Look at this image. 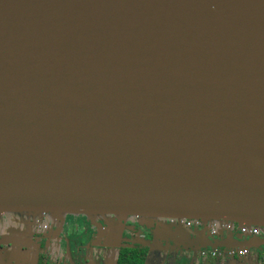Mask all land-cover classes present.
I'll list each match as a JSON object with an SVG mask.
<instances>
[{
    "label": "water",
    "instance_id": "water-1",
    "mask_svg": "<svg viewBox=\"0 0 264 264\" xmlns=\"http://www.w3.org/2000/svg\"><path fill=\"white\" fill-rule=\"evenodd\" d=\"M5 213L264 227V0H0Z\"/></svg>",
    "mask_w": 264,
    "mask_h": 264
},
{
    "label": "rangeland",
    "instance_id": "rangeland-1",
    "mask_svg": "<svg viewBox=\"0 0 264 264\" xmlns=\"http://www.w3.org/2000/svg\"><path fill=\"white\" fill-rule=\"evenodd\" d=\"M48 214H52L49 215L52 220L49 232L38 231V220L42 217L40 215L5 213V217H0V236L9 240L6 245L7 253L0 254V263L43 264L42 259H46L50 264H116L121 251L118 240L132 238L135 236L132 231L137 228L145 233L149 241L153 240L151 243L158 246L146 249L144 264H202L199 248H183L181 253H177L173 244L162 241L160 237L155 242L156 238L151 237L152 233L146 234L147 228L142 225L145 217L135 219L132 216L62 214V218L56 216L65 223L62 226L64 230L61 231L62 239L58 241L53 235L54 215L57 214ZM155 223L163 227V230L173 232L178 229L170 219H157ZM119 226L127 227L121 229ZM66 236L70 237L69 241ZM49 254H53L54 260H50ZM249 260L250 257L247 256L232 264H248Z\"/></svg>",
    "mask_w": 264,
    "mask_h": 264
},
{
    "label": "flooded vegetation",
    "instance_id": "flooded-vegetation-1",
    "mask_svg": "<svg viewBox=\"0 0 264 264\" xmlns=\"http://www.w3.org/2000/svg\"><path fill=\"white\" fill-rule=\"evenodd\" d=\"M135 219H138L135 217ZM51 219L44 217L38 221V231L39 232H49L52 229ZM173 223L178 227L172 231L163 230L157 224H143L146 229V234L148 232L151 234L152 238L160 237L162 241L173 244L175 247V251L181 253V250L185 248L186 250L189 248H199L201 251L202 264L207 259L213 260H221L223 258V252H225L224 256L230 258L231 260H242L249 256H256L259 264H264V227H258L259 231L257 235H252L249 232L242 231V225L240 223L232 222V221H223V220H203V219H181V220H172ZM65 223H62L60 219H56L53 222L54 228V238L58 241L62 239L61 231L64 230ZM141 225V226H142ZM249 228L254 226L248 225ZM121 229H126L125 227L119 226ZM139 232V233H138ZM198 232L202 234L200 236L201 240L197 239ZM132 233L135 236L132 238H124L119 239L118 241L121 243L120 249H130L136 251L139 255H144V260L147 256V248H151V246H147L144 243H151L148 237H145V233L141 232L140 229L134 228ZM187 233L190 235L188 236ZM192 235V236H191ZM50 236V235H49ZM30 237V236H29ZM66 240H70V237L66 236ZM249 242L246 247H226L221 246L223 243L227 242ZM9 240L7 238H3L0 236V254L7 253L8 249L6 245H8ZM153 244V243H152ZM10 246V245H9ZM242 249L247 250V254L242 256L239 254ZM171 253V251H170ZM121 254V251L119 255ZM50 260H54L53 254H49ZM4 258V257H3ZM53 258V259H52ZM119 258V256H118ZM6 259V258H5ZM43 264H50L46 261V259H42ZM46 261V262H45ZM54 262V261H53ZM55 263V262H54ZM4 264V263H0Z\"/></svg>",
    "mask_w": 264,
    "mask_h": 264
},
{
    "label": "trees",
    "instance_id": "trees-1",
    "mask_svg": "<svg viewBox=\"0 0 264 264\" xmlns=\"http://www.w3.org/2000/svg\"><path fill=\"white\" fill-rule=\"evenodd\" d=\"M144 262V255H139L130 249H122L116 264H144Z\"/></svg>",
    "mask_w": 264,
    "mask_h": 264
},
{
    "label": "crops",
    "instance_id": "crops-1",
    "mask_svg": "<svg viewBox=\"0 0 264 264\" xmlns=\"http://www.w3.org/2000/svg\"><path fill=\"white\" fill-rule=\"evenodd\" d=\"M56 219H59V218H55V220ZM153 225H154V223H153ZM161 228L163 229V227H161ZM196 233H197V235L199 234L198 232H196ZM187 235L189 236L190 233L189 234L187 233ZM197 239L201 240L200 236H197ZM224 255H225V252H223V258H221V260L220 259L219 260L207 259L204 263L205 264H232L233 261H235V260H231L230 258H227V256H224ZM247 263L248 264H259V261H258L256 256H252Z\"/></svg>",
    "mask_w": 264,
    "mask_h": 264
},
{
    "label": "built area",
    "instance_id": "built-area-1",
    "mask_svg": "<svg viewBox=\"0 0 264 264\" xmlns=\"http://www.w3.org/2000/svg\"><path fill=\"white\" fill-rule=\"evenodd\" d=\"M242 227V231L243 232H249L250 234H252V235H257L258 234V231H259V229H258V227L257 226H254V227H252V228H249V226L248 225H242L241 226ZM241 256H242V254L243 255H246L247 254V250L246 249H242L241 251H240V253H239Z\"/></svg>",
    "mask_w": 264,
    "mask_h": 264
}]
</instances>
